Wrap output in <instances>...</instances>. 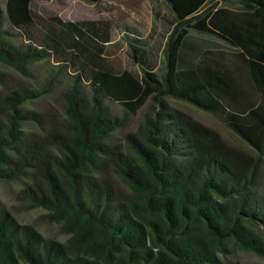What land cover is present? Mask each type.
<instances>
[{"label":"trees","instance_id":"obj_1","mask_svg":"<svg viewBox=\"0 0 264 264\" xmlns=\"http://www.w3.org/2000/svg\"><path fill=\"white\" fill-rule=\"evenodd\" d=\"M35 0H0V63L21 75L50 60L68 73L64 114L68 135L53 134L57 151L21 131L40 120L20 108L33 93L2 100L0 181L33 178L20 198L48 212L67 236L43 239L0 213V264H223L227 247L264 248V0H163L173 20L154 72L146 43L122 29L141 75L117 73L108 61L111 28L95 21L39 17ZM97 0H89L94 3ZM192 37L226 43L240 63L228 69L206 53L191 60ZM52 82V81H50ZM37 97V95H36ZM185 102L218 117L252 151L229 146L217 132L170 106ZM148 102L142 127L127 134L129 152L108 136L122 127L109 106L135 115ZM110 171L127 188L120 195Z\"/></svg>","mask_w":264,"mask_h":264},{"label":"rangeland","instance_id":"obj_2","mask_svg":"<svg viewBox=\"0 0 264 264\" xmlns=\"http://www.w3.org/2000/svg\"><path fill=\"white\" fill-rule=\"evenodd\" d=\"M214 2L219 4L218 7L223 5L218 0H213L212 3ZM31 8L36 15L43 18L58 16L62 20L71 22L95 21L108 25L116 42L110 52L113 56L108 58V61L117 73L129 72L139 76L141 71L138 65L133 62L129 51L120 42L122 29L133 30L145 41V55L154 72L158 75L164 72L161 54L170 31L169 22L173 17L163 0H97L94 3L89 0H35ZM189 42L195 51L184 55L183 59L191 60L199 52L206 53L214 62L228 69H239L238 59L223 41L216 38L192 37ZM69 85L68 73L56 72V67L50 60L29 66L26 75L18 74L0 63V122L6 120V111L2 108L4 97L14 92L33 93L32 100L25 102L20 111L34 112L40 116V120L23 122L21 131L29 139L41 143L52 154H57L50 136L68 135L71 132L70 123L64 114L63 96ZM167 103L217 132L229 146L253 154L247 144L235 136L218 117L200 111L185 102L167 100ZM150 105L148 102L135 115H124V111L118 105L109 106L112 115L124 119L122 127L107 138L113 150L121 153L129 152L125 136L137 132L142 127L146 113L151 109ZM104 177L120 195L128 194L127 188L110 171L106 170ZM32 182L33 178H22L14 182L0 181V213L11 217L19 226L33 228L45 240L65 242L67 236L62 233L60 224L49 220L47 211L33 208L20 198V191ZM262 189L264 191V175ZM222 262L223 264H264V248L258 255L228 246Z\"/></svg>","mask_w":264,"mask_h":264}]
</instances>
